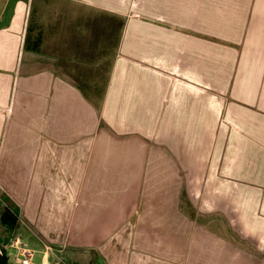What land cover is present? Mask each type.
<instances>
[{
	"label": "crops",
	"instance_id": "crops-1",
	"mask_svg": "<svg viewBox=\"0 0 264 264\" xmlns=\"http://www.w3.org/2000/svg\"><path fill=\"white\" fill-rule=\"evenodd\" d=\"M32 1L0 0L27 222L107 264H264V0Z\"/></svg>",
	"mask_w": 264,
	"mask_h": 264
},
{
	"label": "rangeland",
	"instance_id": "rangeland-1",
	"mask_svg": "<svg viewBox=\"0 0 264 264\" xmlns=\"http://www.w3.org/2000/svg\"><path fill=\"white\" fill-rule=\"evenodd\" d=\"M33 3L34 0L32 1V5ZM38 7L39 8L37 9L40 15L43 11V6L39 5ZM39 19H41V16ZM3 191L4 190H1L0 188V197H2L5 193ZM6 195L8 196V194ZM8 197L9 201H2V204L9 203L10 205L16 206V202L12 199V197ZM17 207L20 216V225L14 238H19L21 242H24L26 246L33 251V264H107V262L104 261V258L103 260L98 258L102 256H100L95 249L89 246L85 247L80 245V241L75 236V230L74 234H71L72 230H67V232H70V236L66 235L64 239H61L64 241H51L50 237L45 235V232L49 230L38 229L34 225L29 224L24 216V213L20 212L21 207L19 204ZM7 235L8 232L6 229L0 225V236L4 238ZM4 246L6 245L1 244V248L3 250ZM46 259L47 261H45Z\"/></svg>",
	"mask_w": 264,
	"mask_h": 264
},
{
	"label": "trees",
	"instance_id": "trees-1",
	"mask_svg": "<svg viewBox=\"0 0 264 264\" xmlns=\"http://www.w3.org/2000/svg\"><path fill=\"white\" fill-rule=\"evenodd\" d=\"M39 42H37V48ZM9 201V197L4 193L2 197H0V225L3 226L8 235L6 237L0 236V245H7L15 236V233L20 225V216L18 207L15 205H10L9 203H3L2 201ZM5 253V249L3 250ZM11 264V263H7Z\"/></svg>",
	"mask_w": 264,
	"mask_h": 264
},
{
	"label": "built area",
	"instance_id": "built-area-1",
	"mask_svg": "<svg viewBox=\"0 0 264 264\" xmlns=\"http://www.w3.org/2000/svg\"><path fill=\"white\" fill-rule=\"evenodd\" d=\"M4 249L7 262L11 264H33V251L24 242H21L19 238H13L4 246Z\"/></svg>",
	"mask_w": 264,
	"mask_h": 264
},
{
	"label": "water",
	"instance_id": "water-1",
	"mask_svg": "<svg viewBox=\"0 0 264 264\" xmlns=\"http://www.w3.org/2000/svg\"><path fill=\"white\" fill-rule=\"evenodd\" d=\"M0 264H7V257L3 252L1 245H0Z\"/></svg>",
	"mask_w": 264,
	"mask_h": 264
},
{
	"label": "flooded vegetation",
	"instance_id": "flooded-vegetation-1",
	"mask_svg": "<svg viewBox=\"0 0 264 264\" xmlns=\"http://www.w3.org/2000/svg\"><path fill=\"white\" fill-rule=\"evenodd\" d=\"M8 263V262H7Z\"/></svg>",
	"mask_w": 264,
	"mask_h": 264
}]
</instances>
